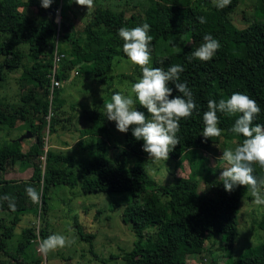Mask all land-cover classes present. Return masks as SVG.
I'll return each mask as SVG.
<instances>
[{
	"label": "trees",
	"instance_id": "1",
	"mask_svg": "<svg viewBox=\"0 0 264 264\" xmlns=\"http://www.w3.org/2000/svg\"><path fill=\"white\" fill-rule=\"evenodd\" d=\"M239 1L231 0L228 6L220 9L212 0H129L126 6H140V12L130 17L125 8L118 9L122 2L117 3L118 10L98 5L79 31L70 25L65 12L61 14L59 40L61 44L70 43L69 48L64 49L66 56L57 75L63 82L71 81L75 77L72 76L74 71L77 75L104 78L116 56L128 58L123 52V40L118 35L121 27L131 29L148 23L149 35L153 37L151 54L160 41L171 38V47H174L180 43L175 37L185 35L187 39L177 49L155 55L152 65H147L165 70L171 65H181L184 71L180 80L187 82L197 105L190 117L180 120L179 144L175 149L170 148L169 155L181 160L190 155L203 159L199 153L212 152L222 138L237 137L240 144L244 138L230 131L239 114L218 113V127L223 130L221 135L206 142L201 135L208 100H226L235 92L248 95L257 102L261 112L253 124L264 125V22H255L245 28L234 25L231 14ZM62 6L80 7L70 0H53L47 9L41 6V0H0V132L16 128L21 120L37 137L26 152L19 139L2 138L0 144V172L8 171L18 162L23 169L33 168L27 179H0V196L9 194L15 198L16 204L15 211H12L7 201L0 202V212L10 218V224L6 226L5 217H0V226H5L3 232L0 231V261L21 264V253L32 243L33 226L22 230L23 240L16 250L11 249L9 242L22 221L21 216L28 210H39V201L32 202L26 187L37 190L42 211L47 213L52 188L62 184L75 186L80 180L86 194H131L123 219L131 224L136 239L133 248L124 255L126 264H189L188 255L201 254L211 235H226L232 246L241 203L248 193L246 187L238 186L229 193L220 179H207V189H211L212 194L201 193L197 165L193 162L189 176H177L172 183H158L149 176L147 165L150 159L142 150L143 141L134 138L131 128L120 139L119 153L112 158L106 156L104 146H114L116 130L115 122L107 119L106 109H88L86 117L91 123L81 129L79 140L81 151L87 153L90 149L88 156L85 154L81 159L76 154L51 149L47 151L45 161L40 159L44 152L41 130L47 125L51 104L53 107L50 74L58 37L53 14L55 17ZM261 11L264 8L261 7ZM198 16L205 17L207 22L201 24ZM206 34L219 41V49L207 62L195 59L189 62L187 57L203 43ZM18 69H22V73L13 81L10 74ZM140 73L142 75V71ZM169 86L173 89L172 98L180 94L175 85ZM59 90H55L54 97ZM61 108L62 102H59L53 110L58 113ZM134 108L151 119L139 103ZM51 119L50 127L55 131L56 123H71L73 116L65 119L58 113ZM63 127L67 126L63 124ZM88 136L94 141L83 143ZM253 167V175L264 177V168ZM261 225L264 229V218ZM31 264H40V260ZM233 264H264V241L258 247H248Z\"/></svg>",
	"mask_w": 264,
	"mask_h": 264
},
{
	"label": "rangeland",
	"instance_id": "2",
	"mask_svg": "<svg viewBox=\"0 0 264 264\" xmlns=\"http://www.w3.org/2000/svg\"><path fill=\"white\" fill-rule=\"evenodd\" d=\"M127 1L129 0H98L93 3L89 12L85 6L79 8L73 6V9L70 6H62L58 11L62 15L67 12L70 25L72 24L73 28L79 31L84 28L86 21L91 17V12L98 5L115 10L125 8L128 17L132 16L133 13L140 12V6H126ZM121 2L122 5L117 9V3ZM261 7L264 8V0H240L231 14L232 23L239 28H245L255 22H264V11H261ZM175 38H179L180 43L187 39L185 35ZM62 43L63 49L69 48L70 42ZM173 48L177 49L178 47L177 45L171 47V38L160 41L155 52L151 54L149 65H152L155 55L165 54ZM140 70L141 68L134 65L129 58L116 56L111 69L102 79L88 77L85 74L77 75L76 73L71 81H64L58 95L52 101L53 107L62 102V108L58 110V113L65 119L73 116V120L71 123L59 121L55 124V131H52L50 127L52 119L51 123L47 122V125L41 130L44 139L42 155L45 156L48 150L54 149L68 154H76L81 159L85 154L88 156L90 149L86 153L79 148L81 146L79 144L81 129L91 123L90 119L86 117L88 109H105L104 101L110 102L111 96L115 92H121L124 95L130 94L132 84L141 77ZM21 73L22 69H18L12 72L10 77L15 81ZM132 96L134 99L133 107H135L139 101L135 98V94ZM53 112L55 117L58 113L55 110ZM17 123L21 125L23 122L19 120ZM63 124L67 127L64 128ZM29 133H31L29 125H24V123L22 127L6 129L0 132V135H3L0 137V144L4 140L2 138L19 139ZM122 136L123 133L116 129L112 142L114 146H104L106 156L112 158L119 153ZM30 138L33 140L31 141L32 144L25 142L29 147L37 139L35 137ZM47 139L48 145H46ZM83 141V143L89 144L94 140L88 136ZM238 144L237 137L222 138L212 152L199 153L203 159L200 157L192 158L195 155H190L191 157L181 160L169 155L167 160H160L159 162L150 159L147 170L149 176L158 183L167 184L172 183L177 176H189L192 173V162L196 163L200 192L212 194V190L207 189L206 180L215 181L219 179L222 168L226 164L219 161L218 157L222 155L223 150L234 149ZM43 156L40 159L45 161ZM16 165L19 167L21 163L18 162ZM214 165L216 166L214 167ZM129 166L132 164L130 163ZM14 170L13 166L9 167V177H13ZM29 173L26 174L25 172L23 175H18L26 177ZM3 174L5 175V173ZM130 199L131 194L129 192L86 194L83 192L81 180L75 186L65 184L54 186L51 190L47 213L42 211L41 200L39 199L38 212L28 210L21 216L22 221L16 226L14 237L9 240V242L11 241V249L16 250L19 242L23 240L22 230L33 226L34 237L29 247L20 255L21 264H31L37 260H40V264L43 262L46 264H126L124 255L133 248L136 239L131 224L125 223L123 219L124 208ZM253 200L254 198L248 192L241 203L237 231L232 246L229 245L226 235H211L201 254L188 255V263L208 264L214 261L216 264H233L248 247H258L262 244L264 229L261 224L264 218V205H257ZM3 216L5 217L3 222L8 226L10 224L9 215L5 212L0 213V217ZM4 228L5 226H0L1 233ZM51 234L63 235L72 243L46 254L41 253L38 251L39 242ZM91 235L93 237H90ZM0 264L9 263L8 261H0Z\"/></svg>",
	"mask_w": 264,
	"mask_h": 264
},
{
	"label": "clouds",
	"instance_id": "3",
	"mask_svg": "<svg viewBox=\"0 0 264 264\" xmlns=\"http://www.w3.org/2000/svg\"><path fill=\"white\" fill-rule=\"evenodd\" d=\"M71 2L85 6L89 12L94 0H70ZM52 3L53 0H41V6L45 9ZM212 3L215 7L223 9L231 0H212ZM197 20L201 24L207 22L203 16H198ZM149 32L148 23L131 29L121 27L118 30V35L123 40V52L134 65L141 68L142 75L132 84L130 94L115 92L111 96V101H104L103 106L107 119L115 122L116 129L121 133H127L131 128L134 138L143 141L142 150L148 154L149 159L159 162L167 160L170 148L175 149L179 144L177 136L180 130L179 122L182 118L190 117L197 105L187 82L180 80V74L184 71L181 65H171L167 70L147 66L151 58L150 45L153 39ZM219 47V41L206 34L203 36V43L187 58L189 62L194 59L207 62L213 58ZM170 84L175 85V89L180 93L174 98ZM132 94H135L140 106L147 110L151 119H147L144 112L133 107ZM207 109L203 114L201 133L205 142L212 137H219L223 131L218 127V113L228 116L239 114L230 131L244 139L234 149L223 150L222 155L218 157L219 161L226 164L219 176L225 191L231 193L236 187L244 186L254 198L255 204L264 205V177L253 175L254 165L264 168V125L253 124L261 112L260 106L248 95L235 92L226 100L220 99L217 102L209 99ZM25 191L33 203L39 201L40 194L34 187L28 186ZM3 201H7L8 207L15 211L14 197L5 194L0 196V202ZM71 243L72 241L63 235L51 234L39 242L38 251L46 254Z\"/></svg>",
	"mask_w": 264,
	"mask_h": 264
},
{
	"label": "built area",
	"instance_id": "4",
	"mask_svg": "<svg viewBox=\"0 0 264 264\" xmlns=\"http://www.w3.org/2000/svg\"><path fill=\"white\" fill-rule=\"evenodd\" d=\"M58 15L56 14L55 17H54V21L57 23V27H58V37H57V40L55 42V50H54V66L52 68V72L50 74V77H51V82H50V100H51V103L54 99V94H55V90L57 88H60L62 85H63V81L58 77V72H59V66L61 64V61L63 60V58L66 56V53L64 51L63 48L60 47V36H59V31L61 29V22H62V15L61 13H59V11H57ZM77 71H74L73 72V75L76 74ZM52 115H54V112H53V107H52V104L50 106V109H49V113L47 115V121L50 123L51 121V117ZM46 145H48V139H47V142H46ZM43 156V155H42ZM44 159H46V155L43 156ZM40 218V217H39ZM43 264H46L43 262Z\"/></svg>",
	"mask_w": 264,
	"mask_h": 264
},
{
	"label": "crops",
	"instance_id": "5",
	"mask_svg": "<svg viewBox=\"0 0 264 264\" xmlns=\"http://www.w3.org/2000/svg\"><path fill=\"white\" fill-rule=\"evenodd\" d=\"M23 126V123L20 125V124H18L17 123V127H22ZM33 137H35V138H37L36 136H33ZM32 137V138H33ZM31 141H33L30 137H27V138H25L24 140H22L21 142H22V149H23V151H28L29 149H30V147L27 145V143H25V142H29V143H31ZM32 144V143H31ZM34 144V143H33ZM32 146V145H31ZM27 148H28V150H27ZM14 169H17V170H14ZM23 169V166H19V167H17V165L15 166H13V173L15 172V174L14 175H12L13 177H9V169H8V171H6V172H1L0 173V179H2V178H7V179H27V178H29L31 175H32V173H33V168L32 167H29V168H26V169H24V170H22ZM17 172V173H16ZM26 172V174H28V172H30L29 173V175H26V177H21L20 175H23L24 173ZM3 173H5V175L3 174ZM18 174H20V175H18ZM7 175V176H6ZM0 213H2V212H0Z\"/></svg>",
	"mask_w": 264,
	"mask_h": 264
},
{
	"label": "water",
	"instance_id": "6",
	"mask_svg": "<svg viewBox=\"0 0 264 264\" xmlns=\"http://www.w3.org/2000/svg\"><path fill=\"white\" fill-rule=\"evenodd\" d=\"M53 19H54V14H53ZM27 137H33V133H29L28 135H24V136L20 137L19 140L22 141Z\"/></svg>",
	"mask_w": 264,
	"mask_h": 264
}]
</instances>
